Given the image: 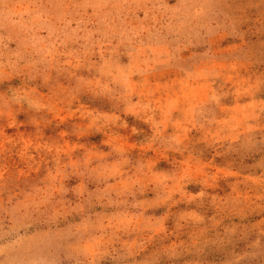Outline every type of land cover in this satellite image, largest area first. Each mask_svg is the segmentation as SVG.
I'll list each match as a JSON object with an SVG mask.
<instances>
[{
    "label": "rangeland",
    "instance_id": "1",
    "mask_svg": "<svg viewBox=\"0 0 264 264\" xmlns=\"http://www.w3.org/2000/svg\"><path fill=\"white\" fill-rule=\"evenodd\" d=\"M0 264H264V0H0Z\"/></svg>",
    "mask_w": 264,
    "mask_h": 264
}]
</instances>
